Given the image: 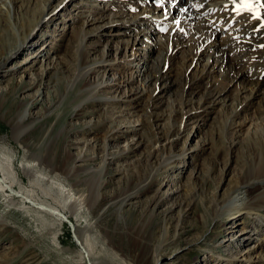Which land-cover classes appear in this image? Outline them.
<instances>
[{"label":"rangeland","instance_id":"obj_1","mask_svg":"<svg viewBox=\"0 0 264 264\" xmlns=\"http://www.w3.org/2000/svg\"><path fill=\"white\" fill-rule=\"evenodd\" d=\"M4 1L0 0L2 13L6 8ZM34 1L11 0V3L15 12L18 10L19 15H23L25 20L29 21L43 3L39 0L35 5L36 8ZM107 1L51 0V5L55 8L49 9L47 14L54 19L52 23H49L48 29L44 28L41 35L38 32L30 35L26 41L31 37L32 46L14 55H8L3 65H0V158L6 157L12 162L18 175L24 179L23 187L29 188V180L23 174L22 167L31 169L38 177H45L46 182L45 172L37 166V162L27 161L26 157L29 152L23 143L34 145L41 154L54 157L57 161L66 147L74 156L78 152L82 153L88 161H76L73 164L76 170L85 169V163L89 164L87 165L88 170L99 169L106 154L116 155L114 158L106 157L107 172L102 178L96 207L89 209L84 206L78 214L65 211L67 219L63 217L61 225H58V220H54L50 215L25 207L26 205L32 206V204L27 202L23 205L18 194H10L13 200L11 201L9 196L0 193V264H89L90 262V264H136L137 250L141 249L135 246L143 242L142 237H145L142 249L146 248L148 242L153 246L149 252V258L154 261L153 250L159 242H162L163 234L166 235L167 240L160 251L161 258L158 264H264V206L250 211L242 209L229 216H220L219 220L223 219L220 222L205 216V212H209L213 206L211 203L213 197L219 202L224 200L222 205L228 203L226 192H229L238 176L242 175L243 170L244 173L246 171L245 161L247 159L244 158L246 157L244 150L248 144L245 142L250 139H260V126L264 123L262 119L264 116L258 118L257 114L264 106V72L260 76V81L263 82L262 89L257 93L256 98L251 97L246 113L236 120V124L232 122L235 107L239 105L238 110H240L244 105L236 103L239 101L235 100V95L239 90L238 84L234 85L233 82L228 81L226 84L229 88L230 99L227 98L225 104H222L225 106L224 119L220 117L221 113L218 112L220 110L216 109L198 121L193 120L190 125L195 128L199 125L197 135H189L186 138V131L182 132L172 149L175 154L180 153L184 148V156L173 159L170 165L161 168L159 166L162 157L161 147L168 152L169 146L166 147L161 143L156 145L154 140L152 141L151 136L158 126L148 122L142 131H139L138 124L134 123L131 124L133 127H130V130L134 128L137 129L136 131L126 133L123 137L114 133L118 126H121L122 130L129 126L124 124L125 120L118 121V117L122 118L119 111L124 113V118L128 115L131 122L136 116H142L144 110L145 114L151 111L147 109L151 104L138 112L134 108L128 110L130 106L127 107L123 105L124 103L114 105V99L118 94L113 92V88L108 90L105 87L121 81V78H128V75L132 74V70L135 69L132 68L135 64L131 67L127 66L126 61L122 59L125 45L120 52L111 50L108 58L114 61L115 65L111 71L106 74L103 70H99L91 77H86V82L90 85L103 82L97 97L90 98V96L80 94L84 88H81V84L75 77L80 70L79 59L83 44H80V34L75 40L74 34L81 30V25L85 20H90L93 16H99L102 13L110 16L109 20L115 22H109L104 26L100 24L102 27H99L98 32L96 31L98 34L103 32L106 26L116 28L115 25H121L126 22L124 20H128L127 18L123 20L114 18L115 12H122V10L118 6L116 8L107 5ZM147 1V11L152 10L150 14L155 18H159L162 12L160 17L162 18L165 11H162L160 6H156V0ZM187 1L184 0L182 5L184 6ZM139 4L138 2L137 5ZM62 7L65 10H62ZM154 7L155 9L158 7L157 10L153 9ZM13 21V16L9 23H6L5 19L0 20V34L1 31L10 33ZM98 24L94 26L84 23L82 26L84 30L91 29V31H84L85 34L89 33L85 41L91 36L94 37L93 28H98ZM155 25L150 23L147 27L146 32L149 37L143 38L139 44L134 43L138 46L139 53L146 59L145 66L140 64L139 76L134 75L132 82L134 88H147L149 85L148 79L145 78L147 73L153 74L156 73V69H161L163 52H161L162 49L157 51L154 47L156 45L160 47L170 29L166 33L167 30H163L164 26L157 28ZM114 28L108 31V35L118 36L123 42H126L129 35L132 38V33L124 32L127 34L123 36L121 33H115ZM152 28L156 32L150 35ZM8 33L5 34L8 35ZM7 35L5 37L9 39ZM105 36L98 39L91 38L92 53L88 57V64L91 67H97L95 63H92L93 60L107 50L104 45L107 40ZM230 36L227 29L220 36V40H227ZM131 38H128L129 41L132 40ZM113 39H111L112 42ZM130 49L127 48L126 51L127 61L134 58ZM47 51L50 53L45 55ZM47 62H51L53 69H49V73L45 75L44 67ZM60 62H66L65 66L60 65ZM176 62L175 67L177 69L180 67L181 70L182 61L177 60ZM209 63L210 57L204 53L198 67L191 71L196 74L199 70H204V65ZM224 76L225 71L221 69L220 72V69L216 68L210 73L208 79L216 80V83L213 82L220 86L221 82L223 84V81H226ZM179 81L177 79V83L168 86L160 97L164 111L168 108L166 107L168 101L177 98V95L183 92L182 83ZM208 82L210 81L205 79L203 85L205 86ZM158 85L157 82V88L154 91H158ZM144 92L146 93L143 99L146 103L150 92L147 90ZM193 96L195 99L200 97L198 93ZM151 98L153 99L154 96ZM200 111L202 110L195 111V116L203 113ZM75 113L77 116H74ZM110 114L113 118H117L115 120L118 124L109 128L105 121L106 117L111 116ZM166 122L173 128L176 127V122L174 124L172 119L161 120L158 125L162 127L167 124ZM180 126L182 127L183 124ZM135 133L138 134L133 137ZM110 134L113 139L105 140L106 143H104V136L108 137ZM203 139L206 143L200 150V143ZM83 140L90 142L89 146ZM136 141H143L142 145L137 146ZM149 151H153L150 153L152 157L147 158L145 155ZM120 152L124 153L118 155ZM158 167L160 174L152 179ZM123 168L127 171H123ZM134 171L140 174L139 178L131 175ZM128 174L134 180L126 184ZM78 175V178L59 177L57 184L71 190L75 195H86V192L80 189L82 187L87 189L84 182L88 176L83 173ZM0 178H2L1 170ZM78 181H81L79 187L72 186ZM139 181H144L140 184L141 187L150 181L154 182L152 185H147L149 188L144 187V191L132 197L131 200L122 203L121 198L128 192L139 190ZM14 184L15 192H13L16 193L20 189L16 183ZM52 188L55 194L57 190ZM123 188H127V191ZM39 196H41L40 192ZM190 196H193L190 206L182 203V207H175V202ZM154 198H159L160 201L152 209L150 203ZM47 199L51 202L50 197ZM203 216L205 221L202 220ZM48 222H55V242L49 233L51 227L46 225L49 224ZM76 224L82 229L89 225L86 234L82 237V239H87L85 249L89 251L91 259L89 263L81 260L82 263L77 254L80 245L74 236ZM164 228L167 232H163ZM249 256L253 261H247Z\"/></svg>","mask_w":264,"mask_h":264},{"label":"bare ground","instance_id":"obj_2","mask_svg":"<svg viewBox=\"0 0 264 264\" xmlns=\"http://www.w3.org/2000/svg\"><path fill=\"white\" fill-rule=\"evenodd\" d=\"M41 1H43V3H41V6L39 7L40 9H38L37 12H34L35 16H33L32 20L29 19V21L25 20L23 15H19L20 12L18 10L15 12L11 0L4 1L6 8H4V13L1 12L0 8V20L3 21L5 19L6 23H9L13 16L14 21L12 22L13 25L10 28V33H8V31L5 32L8 33V35L2 31L0 34V65H3V62L8 55H14L16 52L21 50L23 51V49H27L29 46H32L33 42L31 43V37L27 41L26 39L30 35L36 34L37 32L41 35L44 28L48 29L47 27L49 23H52L54 18L48 16L49 14L47 13L49 9H54L55 7L51 5V0ZM134 1L135 0H108L106 2L107 5L112 7L118 6L122 10V12H115L113 17L119 20H123L125 18L128 20H124L126 22L121 25H115L116 28L113 26H106L104 31L99 32V34L97 33L98 30H100L99 27L107 25L109 22L113 23L115 21L109 20L110 16L104 15V13L99 16L95 15L90 18V20H85V25H94L99 23L97 25L98 28H93L95 31L93 35L94 37H89L87 41L84 39H86L85 37L89 33L85 34L84 31H91V29L84 30L82 28L84 23H82L80 28L81 30L75 33L73 36L75 40L78 39L80 34V44H83V50H81V57L79 59L80 70L76 74L75 78H77V81L81 84V88H84L80 93L81 95H87L88 97L90 96V98L97 97L100 85L103 84V82L90 85L88 82H86V77H91L99 70H103V73L106 74L111 71L113 66H115L113 63L114 61H111L110 58H108V56H110L111 50L120 52L125 45L123 48L124 54L122 55V59L123 61H126L127 66L131 67L133 66L132 64H135V66L132 67L135 69L132 70V74L128 75V78H121V81H116L114 84H109L105 87L108 90L109 88H113V92L118 94L114 99V105H120L121 103H124L123 105H127V107L130 106L129 108L126 107L128 110L134 108L135 111L138 112L142 111V109L145 107L147 108V106L151 104V106L147 108L151 109V111L149 110L150 113L147 111L145 114L144 110L142 116H136V118L133 119V122H131L132 120L129 121L128 115L126 118H124V113L119 111V114H122V118H120L121 116L118 117V121L121 122L122 120H125V123H123L129 126H126L127 128L123 130L121 126H118L114 133L120 134L119 137H123L126 135V133L136 131L137 129L134 128L130 130V127H133L131 124L134 123L138 124L139 131H142L148 122H152L156 127L158 126L157 128L155 127L156 130L154 129V132L152 130L153 135L151 137L152 141L154 140L156 145H160L161 143L166 147L167 145L169 146L168 152H165L163 147H161L160 152L162 157L161 161L159 162V166H161V168H166L168 165H170V163H172L173 159L184 156V148L180 153L175 154L172 150L175 147L178 137L182 134V132L184 133V131H186V138L189 135H197V128H199V125H196V128L190 125V123H193V120L198 121V119L205 117L207 114L214 112L216 109L220 110L218 111L221 113L220 117L224 119L223 116H225V106L222 104H225L224 102L227 98L228 100L230 99L228 95L229 88H227L228 86L226 82L230 81L233 82L234 85L238 84L239 90L235 95V100L239 101L236 103H243L244 105L242 108H240V110H238V104V106L235 107L236 111H234L232 115V122H235V124L237 123L236 120H238L240 117H243L246 113L251 97L256 98L257 93L260 91V89H262L261 84L263 82L260 81V76L261 73L264 72V27H262V25H264V6L261 5H264V0H259V3L254 0L251 4V10L246 7L238 8L237 6L241 3L240 0H188L184 6L182 5L184 0H156V6L162 7L165 11V14H163L162 18H160L161 16H158L159 18L153 17L150 14L152 10H148L149 12L147 11V0H136L137 2ZM210 1L211 3L207 4ZM37 2H39V0H35L33 2L34 6L37 4ZM138 2L140 3L139 5H137ZM166 4H168V6ZM35 7L37 8V6ZM64 7H62V10H65L63 9ZM157 8L158 7L155 9L154 7L153 9L157 10ZM165 8L167 9L165 10ZM254 10L257 12V16H255ZM173 12L175 14L171 16V13ZM150 23L156 24L155 26L157 28H160L159 26H164L165 28L163 30H166V27H168L166 33L170 29V32L165 37V40L161 42L160 47L157 45L154 47L157 51H160L159 49L163 50H161V52H163V60L161 62L162 65L160 64L161 69H156V73L152 74L151 72H148L145 76L149 83L147 88H134L132 85V82L135 78L134 75L138 74L139 76L141 72L140 64L145 66L146 63L144 55L139 53L138 46H136L134 43L137 42V44H139L140 41H143V38L146 39L149 37L146 29ZM112 28H114L115 33H121L123 36H126L127 34L124 32L132 33V38L131 35L128 36V38H131L132 40L129 41L127 38L126 42H123L118 36L115 37L114 35H108V31ZM227 29L228 34L231 35L230 38L224 41L220 40V36L223 35ZM155 32V29L152 28L150 35H152V33L155 34ZM6 35L9 37V39L5 37ZM102 36L107 38L106 42L104 43L107 50L103 51L101 56L93 60L92 63L97 65V67L94 68L88 64V57L90 53H92V45L90 44V41L91 38L98 39ZM110 38H116V40L114 41L113 39L112 42ZM127 48H131V55L134 57L131 61H127L125 58ZM49 53L50 51H47L45 55H48ZM204 53L210 57V63L204 65V70H199L198 73L194 74L195 72H192L191 69L195 70V68L198 67L202 58L204 57ZM177 60L182 61L181 70L180 67L178 69L175 67V62ZM64 64H66V62H60V65L63 66ZM216 68H218V70L220 69V72L221 69L223 72L225 71L224 78H226V81H223V84L221 82L220 86L215 85L216 80H213L215 81L214 83L212 79H208L210 78V73ZM49 69H53V66L51 67V62H47L45 64V75L49 73ZM203 71H205L204 74ZM177 79L180 80V83H182V86H180L183 92L181 95L178 94L177 98H174L170 102L168 101L166 105L168 108L164 111L162 108L163 105L160 103V97L165 92L166 88H168V86L174 84L175 82L177 83ZM205 79L210 82L204 86L203 81ZM36 81H38V79ZM157 82L159 83L158 91H154L155 88H157ZM146 90L150 92V95L148 96L147 102L145 103L143 98L146 93L144 91ZM197 93L200 95V97L195 99L193 96V98L192 95ZM151 96H154V98L152 99ZM232 100H234V98H232ZM220 107L222 109H220ZM102 109L104 108L102 107ZM199 109H201L202 111L200 112L203 113H201L200 116H195L194 112ZM258 113V118L264 116V106L263 109ZM74 116H77V113H75ZM115 119L117 118H113L112 115L106 117L105 122H107L109 128L110 126L114 127L116 123L118 124L117 120ZM169 119H172L174 124L176 122V127L174 126L175 128H173V126H171L168 122H166L167 124L163 126L161 125L162 127L158 125L161 120L168 121ZM181 124H183L182 127L180 126ZM137 134L135 133L133 137H135ZM111 135L112 134H110L108 137L104 136L103 142L106 143L105 140L109 141L110 139H113L111 138ZM83 142L88 143L87 146H89L90 142H87V140H83ZM142 142L136 141L135 144L139 146V144L142 145ZM204 143H206V140H201L200 150L203 149L205 145ZM245 143L248 144L244 150V153H246V157L244 158L247 159L245 161L246 171L244 173L243 170L242 175H240V177L238 176L236 182L232 185V187L230 186V190L228 189L229 192H226L228 203L222 205L224 200L219 202L216 201L214 197L211 199L213 206L211 209H209V212H205V216H207L209 219H214L220 222L223 220H219L220 216H229L242 209L250 211L260 206H264V123H261L260 126V139H250V141L248 140ZM23 144L25 145L24 147H26L27 152H29L28 157H26L27 161L35 160L37 162V166H39V168L45 172L44 176H46V182L44 181L45 177H38L36 174H33L31 169L22 167L23 174L29 180V188L23 187L24 179L18 175V172L14 169L12 162L6 157L4 159L0 158V170L2 172V178H0V193L2 195L9 196L10 194H18L23 205H25L27 202L32 204V206L26 205L25 207H29L36 210L37 212L40 211L50 215L54 218V220H58V225H61L63 217L67 219L65 211L70 214H78L80 210L84 208V206L89 207V209L96 207L100 196L102 178L107 172L106 157L111 156V158H114V156H116L115 154H106L104 157L105 159L103 160V163L99 169L88 170L89 168H87V165L89 164L85 163V169L76 170L73 165L76 161H88V158H86L82 153L78 152V154L74 156L66 147V149L62 151V156H60L59 160L57 161L54 157H50L47 154H41L39 149H37L32 144ZM122 153L124 152H120L118 155ZM150 153H153V151H149V153H147L145 156L147 158L152 157L150 156ZM123 171H127V169L125 170V168H123ZM159 171V167L155 169L152 179H154L156 175L160 174ZM79 173H83L88 176L86 182H84V186H87V189H84L83 187L80 189L81 191L86 192V195L76 194V196L75 193L73 194L71 192V190H68L64 188V186L57 184L59 177L64 176L66 178H78ZM131 175L138 176L139 178L140 174L134 171V173ZM132 176L128 174L126 179L128 181L126 184L133 182L134 179H131ZM138 178H136L137 181ZM144 181H139V185L141 183L143 184ZM79 182L81 181L74 183L72 186H78ZM153 182L154 181H150L148 184H144L143 187L140 185L137 192H128V194L121 198V202L123 203L125 201L131 200L132 197H135L140 194V192H143L144 187H146V189L149 188L147 185H152ZM14 183H16L20 189L16 193H14L15 191L13 189V186L15 185ZM52 187L55 188L54 190H57L55 191V194L52 192ZM123 189H125L124 191H127V188ZM38 191L40 192L41 196H39ZM48 197H50L51 202L48 201ZM192 198L193 196H190L189 198L187 197L184 200L175 202V207L180 208L183 204L190 206L192 204L191 202H193ZM9 199L13 201L10 196ZM159 201V198L152 199L150 203L152 209L155 208L154 206ZM49 220H51V218H49ZM202 220L205 221L204 216ZM55 222H48L49 224H46L49 225L48 227H51L49 229V233L54 242L56 241V230L54 228ZM88 227L89 225L82 229L78 227V224L74 226V236L77 240V243L80 245L77 250V254L79 255L80 261L84 260L85 263L86 261L89 263L91 260L89 251L85 249L87 239H82V237L86 234L85 232ZM164 231L167 232L165 228L163 229V232ZM165 236L166 235L163 234L162 242H159L153 250L155 253L153 256L154 261L150 260L149 258V252L153 246L149 245L148 242L146 248L142 249V245L144 244L143 242L145 240V237H142L141 241L143 242H140V244H136L135 246L136 248L141 249L137 250L136 264H158L159 259L161 258L160 251L167 240ZM247 259L248 262L253 261L251 256H249ZM81 262L83 263V261Z\"/></svg>","mask_w":264,"mask_h":264},{"label":"snow or ice","instance_id":"obj_3","mask_svg":"<svg viewBox=\"0 0 264 264\" xmlns=\"http://www.w3.org/2000/svg\"><path fill=\"white\" fill-rule=\"evenodd\" d=\"M257 3H259V0H256ZM251 4H252V0H241V5L243 7L248 8L249 10H251ZM264 6V5H261ZM262 27H264V25H262Z\"/></svg>","mask_w":264,"mask_h":264}]
</instances>
